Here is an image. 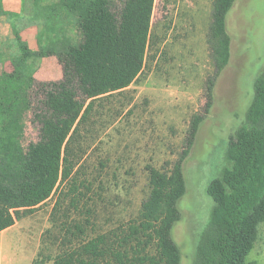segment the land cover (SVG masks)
I'll use <instances>...</instances> for the list:
<instances>
[{
  "label": "trees",
  "instance_id": "trees-1",
  "mask_svg": "<svg viewBox=\"0 0 264 264\" xmlns=\"http://www.w3.org/2000/svg\"><path fill=\"white\" fill-rule=\"evenodd\" d=\"M235 2L213 1L207 33L213 71L179 158L162 170L146 167L149 192L135 218L90 237L89 218L70 220V208L79 210L84 196L76 168L86 152L77 146L96 101L128 89L143 74L155 0H32L28 15L24 2L21 14H5L0 0V19L11 21L14 35L0 42V65L12 67L0 75V233L34 214L64 185L68 190L60 191L52 213L51 228L63 233L52 264H182L173 230L187 191L183 167L231 59L227 17ZM27 21L35 23L36 49L23 34ZM50 57L62 78L37 80L29 61ZM28 118L38 140L26 145ZM227 160L222 176L207 188L214 207L194 264H257L248 258L264 223V69L246 120L230 137ZM68 198L61 221L56 213Z\"/></svg>",
  "mask_w": 264,
  "mask_h": 264
},
{
  "label": "rangeland",
  "instance_id": "rangeland-1",
  "mask_svg": "<svg viewBox=\"0 0 264 264\" xmlns=\"http://www.w3.org/2000/svg\"><path fill=\"white\" fill-rule=\"evenodd\" d=\"M213 1L155 0L153 40L143 74L128 89L96 101L77 146L86 152L76 168L84 196L79 210L70 208L69 198L62 200L56 213L61 221L68 208L71 221L89 218L90 237L126 224L138 215L148 195L146 167L162 170L179 158L191 116L205 103V81L213 71L207 45ZM31 4L32 0H24L27 15ZM25 23L23 34L36 49L35 23ZM227 28L231 59L216 83L213 108L183 167L187 191L178 203L182 218L173 230L182 264L195 263L214 207L207 188L229 166L230 137L244 124L255 80L264 69V0H236ZM31 66L37 80H59L51 65ZM0 68L10 69L11 64ZM37 140V128L28 118L25 144ZM62 190L68 188L60 186L34 214L0 234V264H52L63 237L59 228H51ZM248 260L264 264V223Z\"/></svg>",
  "mask_w": 264,
  "mask_h": 264
},
{
  "label": "crops",
  "instance_id": "crops-1",
  "mask_svg": "<svg viewBox=\"0 0 264 264\" xmlns=\"http://www.w3.org/2000/svg\"><path fill=\"white\" fill-rule=\"evenodd\" d=\"M23 2H24V0H2L3 10H4L5 14H7V15H10V14L19 15V14H21L23 11ZM13 38H14V35H13L12 26H11V21L7 18L0 19V42L11 41ZM28 42H29V40H28ZM29 45L31 47L30 42H29ZM46 59H48V60H46ZM35 60H37V61H35V62H34V60L29 61L30 66L32 65V63H34V64L37 63V64H39V66L41 65L43 67L51 65V67H53V69L55 70V73H56L58 79L62 78V69H61V66L59 65V63L55 57L41 58V59H35ZM31 68H32V66H31ZM3 71L10 73V72H12V67L10 69L0 68V75ZM15 226H13L12 228H14ZM12 228H10V229H12ZM10 229H8V230H10ZM8 230H5V231H8ZM5 231H3L2 233H4ZM2 233H0V234H2Z\"/></svg>",
  "mask_w": 264,
  "mask_h": 264
}]
</instances>
